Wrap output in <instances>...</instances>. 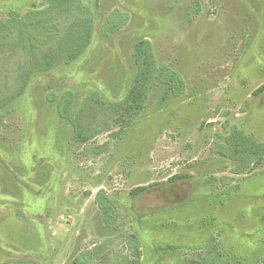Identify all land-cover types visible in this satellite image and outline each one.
<instances>
[{
	"label": "rangeland",
	"instance_id": "obj_1",
	"mask_svg": "<svg viewBox=\"0 0 264 264\" xmlns=\"http://www.w3.org/2000/svg\"><path fill=\"white\" fill-rule=\"evenodd\" d=\"M80 1L0 0V264H264V0Z\"/></svg>",
	"mask_w": 264,
	"mask_h": 264
},
{
	"label": "trees",
	"instance_id": "obj_2",
	"mask_svg": "<svg viewBox=\"0 0 264 264\" xmlns=\"http://www.w3.org/2000/svg\"><path fill=\"white\" fill-rule=\"evenodd\" d=\"M52 3H56L58 5H71V4H78L79 6L83 7V9H85V11L88 13L87 17H86V21L88 22V31L90 30V24H91V13L88 11V9H86V7H84V5L81 3L80 0H52ZM14 15H17L16 12L12 11V13L10 14V18H12ZM10 18L7 19L5 22H9ZM124 21V20H123ZM123 21H121L119 24L123 23ZM1 24V22H0ZM84 47V43L78 45L75 49H70L67 52V57L64 59L65 63H68L70 61H72L73 59L76 58V56L82 51ZM135 54H136V58L138 59L141 55H143V53L145 54V57H147V59L150 61V63L153 65L154 61H153V56H152V47H151V43L148 40H142L136 43L135 45ZM52 60H50L51 62ZM46 68L49 67L48 63L45 66ZM170 75V80H171V91L174 95H178L180 93H182L183 91V81L180 77V75L175 72V71H170L169 72ZM25 86V80H23L20 85L19 88L14 91L13 96L16 94H19L23 88ZM130 92V91H129ZM146 96V91L142 90V89H134L132 90L130 93L127 94V97L124 101V107L127 110H131V114L129 115V119H127V121H131L134 116L140 111L142 104L144 102ZM57 110L59 112V114L63 117H66L68 119H70L72 121V123L74 124V120L71 119V117L65 112V110L63 109V107H61V105L57 106ZM78 139H86V136H83L81 133H79V131L76 134ZM145 187L143 186H139L134 188L131 192L132 193H136L139 191L144 190ZM98 196V195H97ZM106 203V205H105ZM102 214H103V218L105 221V224L108 226H115L116 224V214H115V210L113 205L107 200L105 199L104 202L102 203L101 207H100ZM126 240L128 241H132L134 244H136V247H138L139 241L138 239L133 236V235H126ZM139 251L138 249L136 250V254H138ZM137 258H139V255H136ZM87 256L86 255H81L79 257H76L73 260L74 264H81L82 261H84V259H86ZM205 264H228L227 262H225L220 255L217 252H213V251H207L205 253V255L203 256ZM137 262V260H136Z\"/></svg>",
	"mask_w": 264,
	"mask_h": 264
}]
</instances>
